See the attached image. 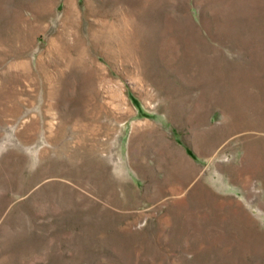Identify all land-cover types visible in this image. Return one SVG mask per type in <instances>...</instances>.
<instances>
[{
  "label": "rangeland",
  "instance_id": "374dc122",
  "mask_svg": "<svg viewBox=\"0 0 264 264\" xmlns=\"http://www.w3.org/2000/svg\"><path fill=\"white\" fill-rule=\"evenodd\" d=\"M193 98L228 118L205 131ZM140 111L168 115L150 162L213 135L214 175L133 184ZM0 264H264V0H0Z\"/></svg>",
  "mask_w": 264,
  "mask_h": 264
},
{
  "label": "crops",
  "instance_id": "0c3cea01",
  "mask_svg": "<svg viewBox=\"0 0 264 264\" xmlns=\"http://www.w3.org/2000/svg\"><path fill=\"white\" fill-rule=\"evenodd\" d=\"M184 101L185 103L182 101L181 104H187L189 107L180 111L185 112L191 120L199 122L200 127L205 131L211 132L213 130L214 119L217 122L216 124H220L221 121L228 118L227 115L230 109L220 107L222 105L221 102L212 98H193ZM137 104H142L141 100ZM144 115V112H138L136 118L131 121L129 134L126 138V172L133 184L152 185L156 186V190H158L160 185H188L200 178H205L206 182L208 176L214 175L213 162L211 160L212 154L218 147L222 146V140H219L218 143L214 142L212 135L208 139L209 147L202 148L195 139L188 140L189 138L186 136V144L194 145L193 148L196 152L203 153L208 151V156L203 155L205 161L202 159L196 160L191 167H183L179 164L173 165L171 163L168 166L158 165L149 161L150 152L147 146L150 140L157 141L158 138H160L162 143L166 142L167 121L163 120V118H158L161 116L167 117L168 115L165 112L159 113L155 118ZM205 137L209 138V134H206ZM176 141L180 142L178 138ZM169 142L172 143V140L169 139ZM208 158H210L209 162L206 161ZM215 165V172L220 175L225 174L224 169L222 168L223 170H221L219 168L218 162H215Z\"/></svg>",
  "mask_w": 264,
  "mask_h": 264
},
{
  "label": "bare ground",
  "instance_id": "6f19581e",
  "mask_svg": "<svg viewBox=\"0 0 264 264\" xmlns=\"http://www.w3.org/2000/svg\"><path fill=\"white\" fill-rule=\"evenodd\" d=\"M72 13H73V11H72V8L70 9V11L68 12L67 11V15H66V19H67V22H69L70 20H71V16H72ZM114 25H116V24H114ZM120 26V25H119ZM119 28V27H118ZM121 28V27H120ZM119 28V29H120ZM114 31L113 32H111V31H108L107 33L106 32H103L102 34H100V33H96V32H90V35H92L93 37H95V39H97V38H102L103 36H105V35H107L108 36V39L110 38V39H113V40H115V41H119V36H120V30H119V32L117 31V29H113ZM124 31V30H123ZM106 33V34H105ZM123 37V36H122ZM122 37H120V39H122ZM108 41V40H107ZM122 42V41H121ZM108 43V42H107ZM119 43V42H118Z\"/></svg>",
  "mask_w": 264,
  "mask_h": 264
}]
</instances>
